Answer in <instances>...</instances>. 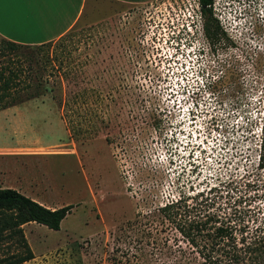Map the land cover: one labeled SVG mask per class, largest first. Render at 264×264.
<instances>
[{"label":"rangeland","instance_id":"1","mask_svg":"<svg viewBox=\"0 0 264 264\" xmlns=\"http://www.w3.org/2000/svg\"><path fill=\"white\" fill-rule=\"evenodd\" d=\"M189 5L90 0L75 30L37 53L50 90L0 111V188L74 206L58 231L23 226L27 264H264V0H213V43L201 23L183 27ZM148 18L168 21L166 45L140 37ZM184 130L200 134L204 167L178 184L162 155ZM175 193L169 220L159 208ZM218 227L229 247L211 246Z\"/></svg>","mask_w":264,"mask_h":264},{"label":"trees","instance_id":"2","mask_svg":"<svg viewBox=\"0 0 264 264\" xmlns=\"http://www.w3.org/2000/svg\"><path fill=\"white\" fill-rule=\"evenodd\" d=\"M199 3L204 18L205 37L213 43L220 33L218 24L211 17L213 0H199ZM66 36L68 34L59 38L58 41ZM51 43L53 42L30 46L5 40L0 44V56L6 57L9 62L5 67H0V111L41 97L50 90L49 78L53 76L52 67H49L50 59L47 57L40 59L37 53L42 48L50 46ZM18 51L24 54L21 61L25 66H21L19 56L14 59ZM14 60H17L16 66L13 63ZM261 148L258 156L260 168L264 165V131ZM181 202L182 200L159 208V211L171 220L179 215ZM73 208V205H66L50 209L14 189L0 188V264H27L33 260L34 255L24 235L23 226L34 223L49 230L58 231L61 222ZM176 229L191 246L199 250V255L205 259L206 256L191 230L180 224L176 225ZM215 233L210 240L211 246L229 247V237L225 231L218 227Z\"/></svg>","mask_w":264,"mask_h":264},{"label":"crops","instance_id":"3","mask_svg":"<svg viewBox=\"0 0 264 264\" xmlns=\"http://www.w3.org/2000/svg\"><path fill=\"white\" fill-rule=\"evenodd\" d=\"M111 1L136 6L156 0ZM89 3L90 0H6L3 3L4 25L0 28V37L30 46L55 42L75 30L80 19L88 12ZM25 17L30 23L24 26L16 23ZM31 199L47 208L56 209L45 201Z\"/></svg>","mask_w":264,"mask_h":264},{"label":"built area","instance_id":"4","mask_svg":"<svg viewBox=\"0 0 264 264\" xmlns=\"http://www.w3.org/2000/svg\"><path fill=\"white\" fill-rule=\"evenodd\" d=\"M194 7L189 5V7H184L183 9H179L178 13L181 14L180 16H183L182 18H185V24L183 27H186L188 32H192V27L194 23H201L200 26V32L204 34V28H203V15L201 11V6L199 3V0H194ZM177 14V17L179 14ZM174 20L171 21V25L174 26ZM153 24V26H152ZM144 30L141 32L140 37H143L145 42L148 40L156 39L159 41V37L161 36V33L163 32V35L165 36L168 34V30L170 29V25L168 21L164 19H158L157 21L153 20L152 18L146 19V21L143 23ZM194 34V33H193ZM195 35V34H194ZM162 42L166 45L168 43V40H170V37L164 38L162 37ZM182 41V40H181ZM144 45L143 41H141ZM187 112V111H186ZM188 114H190L188 112ZM193 118V116H192ZM190 123L193 122V119L189 120ZM188 122V123H189ZM188 127V125H187ZM185 134L181 135V132H179V136L177 139L174 136H171L172 140H176V143L178 145H175L173 148H168L166 146L165 152L162 155V159L166 161L167 165L171 166V173L176 178V182L178 181V184H183V176H197L199 169H202L203 166V160H202V148L201 146V138L199 137L200 134L193 130L192 132L183 131ZM177 136V135H175ZM198 141V142H197ZM182 200V198L177 194H172L170 197L166 196L165 201L160 204V208L165 207L167 205H171L172 203H176L178 201Z\"/></svg>","mask_w":264,"mask_h":264},{"label":"snow or ice","instance_id":"5","mask_svg":"<svg viewBox=\"0 0 264 264\" xmlns=\"http://www.w3.org/2000/svg\"><path fill=\"white\" fill-rule=\"evenodd\" d=\"M4 2H6V0H0V28H2L4 25V15H3V3ZM16 23L20 26H24L30 23V21L25 17V18H21L17 20Z\"/></svg>","mask_w":264,"mask_h":264},{"label":"flooded vegetation","instance_id":"6","mask_svg":"<svg viewBox=\"0 0 264 264\" xmlns=\"http://www.w3.org/2000/svg\"><path fill=\"white\" fill-rule=\"evenodd\" d=\"M212 7V6H211ZM205 8H207V7H205Z\"/></svg>","mask_w":264,"mask_h":264}]
</instances>
